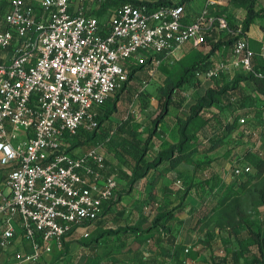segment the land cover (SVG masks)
I'll use <instances>...</instances> for the list:
<instances>
[{
  "label": "built area",
  "instance_id": "obj_1",
  "mask_svg": "<svg viewBox=\"0 0 264 264\" xmlns=\"http://www.w3.org/2000/svg\"><path fill=\"white\" fill-rule=\"evenodd\" d=\"M219 6L220 0H204L185 23L184 6L126 3L103 23L74 0H8L0 19V152L13 169L0 184L7 226L0 246L12 244L18 217L31 252L5 264H35L46 244L63 243L102 218L118 197V180L106 175L99 147L70 150V143L81 130L98 129V109L128 86L130 65L150 61L158 68L184 46H203L216 25L230 32ZM241 31L242 25L236 35ZM233 52L235 66L252 71L256 51L247 36ZM225 69L212 68L205 78Z\"/></svg>",
  "mask_w": 264,
  "mask_h": 264
},
{
  "label": "rangeland",
  "instance_id": "obj_2",
  "mask_svg": "<svg viewBox=\"0 0 264 264\" xmlns=\"http://www.w3.org/2000/svg\"><path fill=\"white\" fill-rule=\"evenodd\" d=\"M74 2L84 4L90 9H99L105 0H74ZM220 2L224 4L221 8L225 10L224 14L229 16L231 24L239 28L242 25L245 12L232 8L228 0H220ZM261 3L263 4L264 0H261ZM109 12L101 16L103 23L107 22ZM261 28L264 30V20H261ZM222 37H224V34L220 35V38ZM210 50L209 43L201 47L184 46L171 60L166 62V71L163 72L162 68L158 69L155 65H148L138 76L130 80L121 99L118 114L114 117L116 126H119L116 128L118 132H114L113 135L109 136L111 137L110 141L105 144L106 147L103 150L105 155L100 149L108 160L113 159L112 161L117 164L113 158L114 155L121 162L131 159L130 154L126 151L130 147L131 134L134 132L139 140H147L154 126H151V123L154 124V119L159 114L160 101L164 100L162 94L171 86H176L186 69L210 53ZM236 60L233 47H223L208 60L209 68L212 69L221 62L231 64ZM206 69L203 71H206ZM191 76L189 74L187 78ZM215 80V78L206 79L203 74L201 77L192 78L190 82H186L181 86L185 88L183 89L184 92L191 94V97L198 98L209 86H213ZM137 92L139 94L141 92V94L139 96L135 95ZM236 114L244 119V122H247V120L251 122L257 115V111L255 107L253 108L250 105L248 111L246 109L242 113L238 112ZM130 121V126L123 124ZM121 124L124 126L120 127ZM245 129L246 127L240 128L239 132L245 131ZM261 130L264 129L259 131L261 132ZM253 142L254 144L251 142L246 144V148L253 145L264 157V135L256 134ZM241 151L240 149L239 152ZM213 159L212 167L214 170L200 173L198 179L206 180L214 174L218 178L217 181L224 184V187L229 186L228 196L223 197L225 188L221 193V189L217 188L215 190L218 194L215 200L217 204L215 209L211 210L214 204L211 207L212 200L207 189H205L206 191L202 189L191 191L189 196L181 202V197L184 194V191L181 190H184L186 185H176L178 178H171L170 182L166 181L162 187H155L152 189L153 193H151V196L153 194L155 196L153 195L151 198L149 194L143 214L145 219L139 224L142 232H148L147 238H142L140 241L137 240L136 235H133L134 237H130L133 238L132 241L120 240L116 236L119 233L110 234V232H116L117 227L106 228V232L109 231L104 236V240H107L106 245H104L106 257L109 260L117 261L111 262V264H129L130 259L134 260V258L136 262L141 263L145 257L155 258L158 264H213L214 257L235 252L239 247L240 240L253 242L255 241L254 233H260L264 237V173L258 176L255 168L245 164L238 165L239 169L235 170L234 164L237 159H233V157L221 156V158L216 159V157H213ZM223 163L227 165L223 167L224 170H220ZM226 168L227 170H225ZM247 168L250 170H246ZM184 180L185 182L181 181L186 184L189 183L188 180ZM121 183L123 184V182ZM121 188H123L122 185ZM123 190L128 189L125 187ZM169 190L170 193L167 194L166 192ZM159 192L162 193V196H159ZM124 197L129 201L132 199V196L127 197L126 195ZM164 205L168 206L163 210ZM165 213L172 217L168 222H166V218L159 223L155 222L159 216ZM135 219L128 220L126 223L128 225L133 224L136 221ZM128 225L124 227L126 228ZM85 233V230H77L66 239L65 244L74 243V248H77L76 252L80 253L81 249L78 242L82 241ZM153 234L154 236H152ZM171 235L176 237V248H172L166 243ZM159 237L164 238L165 241L159 244L157 242ZM121 244H125V247L120 249ZM177 251L179 252L177 253ZM100 252L99 255H102V251ZM246 260L251 261L252 258L249 257Z\"/></svg>",
  "mask_w": 264,
  "mask_h": 264
},
{
  "label": "trees",
  "instance_id": "obj_3",
  "mask_svg": "<svg viewBox=\"0 0 264 264\" xmlns=\"http://www.w3.org/2000/svg\"><path fill=\"white\" fill-rule=\"evenodd\" d=\"M194 1L196 0H105V2L100 5L99 9H88L89 14L102 20V15L110 11L108 16L109 19L114 10L126 3L146 7L150 10L177 5L185 7V23H190L196 16L190 6ZM228 2L232 8L245 12L242 20L241 34L238 36L236 35L238 26L234 27L229 20V16L224 14L225 10L222 9L221 6L217 7V15L224 17L228 21L230 32L221 30L218 25H216L206 34V43L204 45L209 43L211 47L210 53L194 63L191 67H188L176 86H171L167 91L165 90L162 94L164 100L160 101L159 114L154 119V126L147 140H139L133 132V134H131L130 147H128L129 150H126L127 153L130 154L129 156L131 159H126L127 162L126 160L122 161L123 164L128 167L133 165V163L135 164L131 170V175L128 177L126 176L131 184L146 178L150 171H157L164 163L168 164L167 171H177V168L182 164L191 166L193 170H178V177L181 179L177 181L176 185H186V188L181 190L184 191L181 202L189 196L191 191H198L201 189L206 191L205 189H207L212 200L211 207L214 204L211 210L215 209L217 204L215 200L218 194L215 190L220 188L221 193L225 188L224 191H226H223V197L225 198L228 196L227 191L229 190V186L224 187V184L217 181L218 178L214 176V174L206 180H199L197 176L204 171L213 170L212 164L214 159L211 155L216 154L218 149H226L224 154L227 157L230 156L231 153L234 154L232 156L233 159H237L234 164L235 170L239 169L237 167L238 165L245 164L255 168L258 176L264 173V157L262 153L256 150L253 145L250 148H246V144H250V142L254 144L253 139L256 134L264 135V130H261V132L259 131L260 129H264V58L260 56V52H256V55L252 59V71L239 69L235 71L231 78L226 75L216 77L213 86H209V88L198 97L199 99L195 97V104L188 113L175 117L178 121V133L180 136L177 144L165 145L151 161L147 160V156L152 150L150 145L154 137L160 136L158 132L160 124L169 116L171 110L179 112L183 109V105L187 98L183 96V89L185 88H182L181 85L190 82L194 77H201V75L207 73L211 69L209 68L210 64L208 60L213 57L219 49L223 47H233L234 49L237 40L241 37H246L256 21L264 20V7L258 8L259 0H228ZM221 34H224V37L220 38ZM251 48L255 50L252 46ZM148 65H152L150 61L145 65H137L135 63L130 65V80L138 76ZM163 66L164 63H162L158 69L162 68L164 72L166 69ZM204 69H206V71H203ZM200 71H202V73H200ZM189 74L192 76L187 78ZM126 88L127 86L123 90L117 92L114 97L109 98L105 105L98 109V129L94 132L81 130L70 143V150L77 148L85 149L95 145V141L100 132L107 137L113 135L114 132H118L116 128L119 126H116L117 124L114 121L113 115L117 111L118 96L121 92L125 91ZM250 105L253 108L255 107L257 111L255 119L259 120V126L249 128V133L245 136L247 142L243 144L241 138L244 136V133L242 134L239 132L235 135L241 126V118L236 113H242L246 109L248 111ZM123 124L130 126L131 121L127 124L124 122ZM123 124H121L120 127H122ZM240 149L242 150L241 152H239ZM237 156L239 157L237 158ZM7 169L9 170V176L13 167L7 166ZM246 170L250 169L247 168ZM164 173L165 172L160 171L159 174L163 177ZM184 179L188 180L189 183H183L182 181L185 182ZM153 195L155 196V194ZM114 203H116L115 200L105 207L103 216L99 221L104 219ZM167 206L168 205H164L163 210L166 209ZM164 218H166V222H168L172 217L165 213L159 216L155 222L159 223L163 221ZM121 232L127 235H136L137 240H142V238H147L146 236H148V232H142L138 224L136 226L126 227L121 231L117 230L116 232H110V234H118ZM152 236H154V234ZM253 236L255 237V241L245 242L240 240L239 247L235 252L225 256L214 257L213 264H264V237H262L260 233H254ZM164 241L165 239L162 237L157 239L159 244ZM166 243L172 248L177 247L175 236L171 235L166 240ZM121 247H125V244H122ZM178 252L179 251H177V253ZM249 257L252 258L251 261L246 260V258ZM144 264H158V262L155 258H147Z\"/></svg>",
  "mask_w": 264,
  "mask_h": 264
},
{
  "label": "crops",
  "instance_id": "obj_4",
  "mask_svg": "<svg viewBox=\"0 0 264 264\" xmlns=\"http://www.w3.org/2000/svg\"><path fill=\"white\" fill-rule=\"evenodd\" d=\"M260 1L261 0H259L258 8L264 7V3L260 4ZM7 5H8V0H0V11H1L0 19L3 17V14L7 9ZM190 6H191V9L194 11V13H199L201 9L204 7V1L196 0L192 2ZM247 38L249 39L250 45L256 50V52H260L262 46L264 45V30H262L261 28V20L256 21V23L251 27L250 32L247 34ZM187 46H191V45H187ZM169 60L171 59H168L164 62V66H163L164 68L166 67L165 66L166 62ZM235 62L231 64L227 62L219 63L218 66L221 64L227 65V69H225L220 74V76L226 75L231 78L234 75L235 71L240 69L235 66ZM125 92L126 91L121 92L118 96L117 111L113 115V118L115 117L116 114H118L119 106L121 104V99L123 98V95ZM135 95L139 96V92H137ZM183 96L187 98L186 102L183 105V109L179 112L171 110L169 116H167L165 121L160 124V127L158 128V132L160 136L154 137L153 142L150 145V148H152V145H153V148L149 152L147 156V160L149 161L153 160V158H155L158 155L159 151L162 150L165 145L177 144L179 142V139H180V136L178 133L179 126H178V121L177 119H175V117L177 115L182 116L184 113H188L191 107L195 104V97H191V94L189 93L187 94V92H184ZM241 120L243 122L241 123L240 128L243 129V127H246L245 131L240 132L242 134L244 133L243 134L244 136L241 138V142L244 144L245 142H247V138L245 136L246 134L249 133V128H254V127L259 126V120L255 118L252 119L251 122H249L250 120H247V122H244V119L242 118ZM151 126H153L152 123H151ZM239 130L235 133V135L239 133ZM102 135L103 134H101L100 132V134L98 135L95 141V145H92L83 150H87L93 147H99L105 155V152L103 150L106 147L105 144L110 141L111 137L108 136L107 138L106 135H103V136ZM225 151L226 149L220 148L216 151L217 153L215 152L216 154H212V155H215L213 157H216V159L218 157L221 158V156H226L224 154ZM233 155L234 154L231 153L229 157L232 158ZM2 156L3 155H1V152H0V184L1 185L6 182L7 176L9 173L7 166L3 165L1 162ZM105 157H106V163H107L106 175L114 176L116 179L119 178L117 179L119 183V194H118L117 199L115 200L116 203L113 204L109 213L106 214L103 220L99 221L98 223L90 227L80 229V230L86 231V233L82 237V241L78 242L80 249H81L80 253L76 252L77 248H74V243L65 244L66 241H64L63 243H60L58 241H52L45 245V250L42 253V257L40 258L39 262L35 264H111V262L112 263L115 262L116 260H109V258L106 257V252H105L106 250L104 249V245H106L105 243L107 240H104L105 238L104 236L106 235L105 233L109 232V231L106 232L107 231L106 228L108 227L113 228V226H115L117 227V230L121 231L122 229L125 228L124 226L128 225L126 222H128V220H133L134 218H136L135 219L136 221L133 222V224L128 225V227L133 226V225L136 226L137 224L139 225L143 221L145 205L147 203V200L149 199V194L151 197V193H153L152 189L158 186L162 187V185H165L164 183L166 181L170 182L171 178H178V180L181 179L180 177H178V174H179L178 170H193L191 166L182 164L177 168V171H167L166 169L168 167V164L164 163L157 169V171H150L146 178L140 181H137L136 183L131 184V182L126 178V176L128 177L131 175V170L133 169L135 164L133 163V165L128 167L127 165L123 164L120 160H118L116 156L114 155L113 158L117 162V164H115L114 161H112L113 159L108 160L107 156ZM238 157L239 156H237V158ZM225 165L227 164L223 163L220 170H224L223 167ZM225 170H227V168ZM160 171L165 172L163 177L160 176L159 174ZM121 182H123V184ZM121 185L124 189L125 187H127L128 190L126 191L123 190V188H121ZM163 187L165 188V186ZM166 193L167 194L170 193V190L167 191ZM123 195L124 196L127 195V197L132 196L131 201L127 200ZM160 195L162 196L161 192H159V196ZM134 199L135 201H133ZM132 201L134 204L132 203ZM13 225L15 228V237L10 247L3 249L0 246V264H5L12 258L14 254L18 252H25V253L31 252V246L25 240L23 236L21 220L18 217L15 219ZM6 228L7 226H6L5 220L4 218H1L0 219V240H1L2 233L4 232ZM116 236L120 240L125 239L126 241L127 240L132 241L133 239V238L132 239L130 238L131 236H133L132 234H128L127 236L123 232L119 233ZM121 246L122 244L120 245V249H121ZM100 251H102V255H99L101 254ZM143 259L144 260L141 263L136 262L135 258L134 260L130 259L129 264H144V261L147 258L145 257Z\"/></svg>",
  "mask_w": 264,
  "mask_h": 264
}]
</instances>
